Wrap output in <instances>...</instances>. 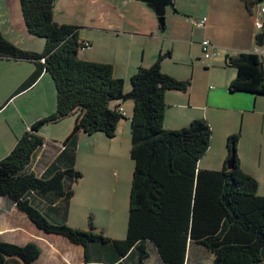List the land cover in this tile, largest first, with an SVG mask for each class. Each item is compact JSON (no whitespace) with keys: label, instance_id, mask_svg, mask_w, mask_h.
<instances>
[{"label":"trees","instance_id":"trees-1","mask_svg":"<svg viewBox=\"0 0 264 264\" xmlns=\"http://www.w3.org/2000/svg\"><path fill=\"white\" fill-rule=\"evenodd\" d=\"M242 1L249 8L253 5L252 0ZM55 4L56 0H20L28 34L45 43L42 53L25 51L0 34V59L36 66L20 91L47 73L57 100L56 112L33 123L0 161V196L10 199L46 235L83 247L84 264H150L155 257L154 264H204V256H213L214 264H264V196L258 194L259 183L244 172L238 154L233 169L227 168L240 136L229 137L221 171L200 169L212 145L211 125L197 119L187 128H165L167 92H187L190 82L163 73L159 56L153 67L137 71L126 93L112 65L79 57L87 43L78 26L54 20ZM261 54L228 59L227 66L237 71L231 94L264 97ZM127 101L134 105L130 158L135 166L127 234L114 240L94 228H72L68 219L73 187L83 178L76 168L79 135L115 139L127 118L122 106L114 104ZM70 116L76 117L73 131L38 176L31 166L46 145L41 131ZM41 256L34 242L18 245L0 238V264H34Z\"/></svg>","mask_w":264,"mask_h":264},{"label":"crops","instance_id":"crops-1","mask_svg":"<svg viewBox=\"0 0 264 264\" xmlns=\"http://www.w3.org/2000/svg\"><path fill=\"white\" fill-rule=\"evenodd\" d=\"M173 2L174 8H167L169 21L164 29L160 26L155 12L146 4L135 0H56L54 20L60 25L78 26L81 40L90 45L88 49L80 51L79 57L87 62L112 65L116 78L123 80L125 86L130 85L132 77L140 68L153 67L158 57L163 56V73L178 81L190 82L187 92H167L165 128L179 130L194 120H206L214 133L207 156L213 157L207 164L203 162L199 166L207 170H219L225 166L228 139L238 135L240 120L243 130L245 125L253 127L255 121L247 118V115H255L264 107V97L230 93V86L237 77V71L227 66L229 58L241 53H264V49L261 51L260 48L264 47V42L263 46L258 42L261 31L256 26L257 21L264 23V15L260 11L264 8V0H252L253 5L250 8L242 0H190L191 5L187 6L186 0ZM205 19V25L200 26ZM0 34L25 51H44L45 43L27 32L20 0H0ZM206 41L217 49V55L211 61L204 57L203 43ZM35 70L36 66L31 62L0 59V161L12 152L18 140L29 131L33 123L56 112L55 84L47 73H44L34 86L20 91ZM128 92L129 89L126 93ZM114 106H122L123 110H127V116L132 117L134 105L116 103ZM75 121L76 117L70 116L54 124L59 127L56 128L58 134L54 137V144L52 146L46 143L42 151L56 153L55 159L60 153L59 145L71 134ZM239 136L240 148L242 135ZM90 137H94L95 144L104 145L102 151L105 155L114 154L119 148L121 151L115 156L120 157L121 152L126 155V152L131 150L130 126L127 123L120 125L117 137L113 140L107 139L103 134L87 136L80 133L78 145L88 141ZM250 150L247 153L251 154ZM240 159L245 173L258 182L264 178V164L261 163L259 168L255 169L249 159L248 163L255 172L253 173L251 169H246L250 167L245 168L241 155ZM76 168L83 174L84 180V173L79 169L78 156ZM128 171L129 175H133L134 168L131 164ZM106 177L113 185L111 190H106L108 196L104 194L105 187L101 191L100 186L95 189H89L87 186L79 188L70 202L71 211L78 203L79 197L80 202L85 198L90 200L93 196L101 200L117 199L118 186L122 184V180L114 181L113 177ZM262 183L264 193V179L259 183V187ZM6 210H11L13 214H23L10 199L0 196V216L4 215ZM71 211L69 209L70 217ZM32 227L36 233L40 232L33 223ZM22 230L13 224H2L0 238L3 240L7 237L10 243L17 244L16 242H20L19 238L11 240V234ZM55 239L57 244L71 249L73 261L84 264L83 247L73 244L70 246ZM63 264L67 263L64 261Z\"/></svg>","mask_w":264,"mask_h":264},{"label":"rangeland","instance_id":"rangeland-1","mask_svg":"<svg viewBox=\"0 0 264 264\" xmlns=\"http://www.w3.org/2000/svg\"><path fill=\"white\" fill-rule=\"evenodd\" d=\"M189 4L191 5L190 0H186L185 5L187 6ZM262 5L264 6V4ZM167 11L168 9L166 10V12ZM165 20V25L167 26V22L169 21L167 15H165ZM260 48L261 51L264 49V47ZM128 89L130 92L131 85L125 86L126 92L128 91ZM126 104H131L133 106L132 101H127ZM124 112L126 114L124 115L127 119H124L121 124L127 123L128 126H131V117L127 116L128 113L126 109L124 110ZM247 118H252V120L255 121L253 122L255 124L253 125V127H246L245 125L243 130L242 120H240V124L238 123L237 133L238 135H242V141L240 148L239 146L237 148V154L239 155V158L240 155L242 156L245 168L250 167L246 169H251V165L250 163H248L249 159L252 160L253 165L256 167L255 169H258L261 163V165L264 164V107H261L258 110V113H256L255 115L248 114ZM189 126L190 124L187 127ZM56 128L59 127L55 126L54 124H50L45 126L41 131V136L49 145L54 144V137H56L58 134V129ZM103 147L104 145H101V143H94V137H90L88 138V141L78 145L77 156L79 159V169L84 173V180L81 179L80 181L84 182H77L74 185L73 189L74 192L77 193V190H79V188L85 186H87L89 189H95L100 186V191L105 187L104 194L108 196L106 190H111L113 188L110 180L106 177L108 176L113 177L114 181H117L118 179L122 180V184L118 186V198L112 200H110L111 198H104L103 200H101V198L95 199V197L93 196L92 198L90 197V200L85 198L80 202L79 197L77 199L78 203L73 207L72 211L70 208L71 217L69 214L70 218L68 219V225L75 229L81 228V230H91L92 228H94L96 232L101 231L98 233H102L110 239L120 240L118 238L124 237L127 234V225L129 220L132 175H129L128 169L129 164H131L133 168L135 165L134 162L130 159V150L126 152V155L121 152L122 156L116 157L115 155H117L119 151H121L119 148H117L114 154L105 155V153L102 151ZM248 150H250L251 154L247 153ZM55 154L56 153H52L48 150H41L34 159L31 170L34 171L38 176H40L47 165L54 161ZM212 157L213 155H208L203 161H201V163H199V165H201L203 162H205L204 164H207L208 162H210ZM223 167H221L219 170L213 171H221ZM200 169L207 170V168L205 167H202ZM251 171L255 173L252 169ZM258 177L259 179H261L260 176ZM263 179H261L260 182H263ZM259 193H262V195H260ZM258 194L260 196H264L263 183L259 187ZM2 224H13V226H19L23 229L22 232L15 231L11 234V240H17V237L19 238L20 242H16L17 244L20 245L22 243L24 244L28 242H34L42 249V253L44 252V254H42V257L35 264H63L64 261L68 264L69 262L71 263L73 261L72 259L74 257H71L73 254L71 249L69 250L61 244H57L58 242L55 241V238H57V240H60V242H65L68 245L73 246L67 239L61 236L45 235L41 231L39 233H36L35 229L32 227V223L29 222V220L25 216H23V214H13L11 210H6L4 215L0 216V225ZM51 240H53V242H51ZM3 241L11 242L7 237L3 238ZM53 245L56 246L53 247ZM57 251L62 253L64 257H62V255L60 256ZM155 260L156 257L152 258L150 264H154ZM73 263L77 264L78 262L75 260L71 264ZM203 263L214 264L213 256H204Z\"/></svg>","mask_w":264,"mask_h":264},{"label":"water","instance_id":"water-1","mask_svg":"<svg viewBox=\"0 0 264 264\" xmlns=\"http://www.w3.org/2000/svg\"><path fill=\"white\" fill-rule=\"evenodd\" d=\"M135 1L146 4L149 8L153 10L158 17L161 27L165 26V15L167 8H174L173 0H135ZM258 42L260 46L261 45L263 46V42H264L263 33H261L258 36ZM236 154H237L236 151L233 150L232 157L227 163V168L230 170L233 169Z\"/></svg>","mask_w":264,"mask_h":264},{"label":"built area","instance_id":"built-area-1","mask_svg":"<svg viewBox=\"0 0 264 264\" xmlns=\"http://www.w3.org/2000/svg\"><path fill=\"white\" fill-rule=\"evenodd\" d=\"M261 13L264 15V8H261ZM206 23V19L203 20L201 23H200V26H204ZM256 26L257 28L261 31V33L264 34V23H261L260 21H257L256 22ZM90 46L89 44H86L85 48L88 49ZM203 50H204V57L207 61H211L216 55V50H215V47H213L211 45L210 42L206 41L203 43ZM256 53H260L258 51H256ZM262 55V60H263V63H264V53L261 54Z\"/></svg>","mask_w":264,"mask_h":264}]
</instances>
